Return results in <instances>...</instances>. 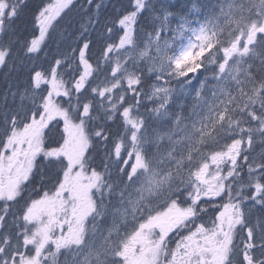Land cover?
<instances>
[{"label": "snow or ice", "instance_id": "6c2138e0", "mask_svg": "<svg viewBox=\"0 0 264 264\" xmlns=\"http://www.w3.org/2000/svg\"><path fill=\"white\" fill-rule=\"evenodd\" d=\"M0 83V264H264V0H0Z\"/></svg>", "mask_w": 264, "mask_h": 264}, {"label": "trees", "instance_id": "16d2710c", "mask_svg": "<svg viewBox=\"0 0 264 264\" xmlns=\"http://www.w3.org/2000/svg\"><path fill=\"white\" fill-rule=\"evenodd\" d=\"M80 2H82V0H77V3L78 4ZM181 2L186 3V4H190L191 3V0H181ZM199 2L201 4H205V3H208L209 0H199ZM105 3H108V0ZM78 13H79V8L73 10V12L71 13V16L74 17V18H76L77 20H79ZM104 15L107 16V15H109V13L108 12H104ZM73 42L74 41L72 39H69L68 42H67V44L64 45V48L66 49L68 47V44H72ZM94 51H96V50H94ZM200 79L202 80L203 79V76H201ZM193 84H196V81H193Z\"/></svg>", "mask_w": 264, "mask_h": 264}, {"label": "rangeland", "instance_id": "374dc122", "mask_svg": "<svg viewBox=\"0 0 264 264\" xmlns=\"http://www.w3.org/2000/svg\"><path fill=\"white\" fill-rule=\"evenodd\" d=\"M190 87V86H189Z\"/></svg>", "mask_w": 264, "mask_h": 264}]
</instances>
